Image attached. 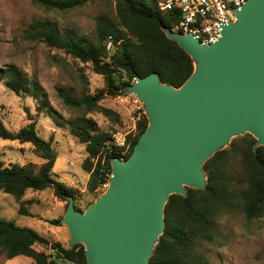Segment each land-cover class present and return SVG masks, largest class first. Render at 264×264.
Returning <instances> with one entry per match:
<instances>
[{
  "label": "trees",
  "instance_id": "trees-1",
  "mask_svg": "<svg viewBox=\"0 0 264 264\" xmlns=\"http://www.w3.org/2000/svg\"><path fill=\"white\" fill-rule=\"evenodd\" d=\"M93 0H32L44 11H66L80 8ZM112 10L95 17V35H79L73 30L61 31L50 20H33L24 30L25 38L42 42L49 48L63 51L75 60L90 66L102 76L104 86L94 95L73 96L60 92L65 106L83 111L73 119H64L48 105L46 94L35 82L29 81L15 66L0 69V83L16 96L26 94L38 102V109L46 108L49 118L61 129L68 128L71 136L85 146L87 153L82 169L87 172L86 189L95 193L107 184L111 173V159H128L139 136L145 131L148 120L140 112L134 134L127 136V145L118 148L110 144L112 134L99 129L87 117L92 112L101 113L113 124H120L119 115L99 103L125 93V88L137 78L156 73L161 83L179 88L193 73L190 56L169 40L163 28L173 27L174 17L158 9L157 0H110ZM113 40V50H106L108 37ZM0 139L28 143L40 165L28 162L22 166H3L0 162V191L12 196L18 203V215L34 217L24 205L28 190L51 189L55 198L68 203L73 198L75 208L78 191L53 178L57 152L52 140L41 138L34 120L17 132L9 131L0 121ZM255 138L250 134L233 139L227 149L215 152L204 164L207 182L203 189H186V196L170 195L164 206V231L155 245L149 264H209L197 252L202 243H212L218 235L216 219L223 213L239 208L246 220L264 216V146L253 148ZM236 161L238 169L232 166ZM60 224V219L52 221ZM41 245L52 254L37 251ZM0 253L7 260L25 256L34 264H59L55 258L72 264H86L84 246L76 244L65 248L59 241L51 242L35 230L17 226L0 219Z\"/></svg>",
  "mask_w": 264,
  "mask_h": 264
},
{
  "label": "water",
  "instance_id": "water-1",
  "mask_svg": "<svg viewBox=\"0 0 264 264\" xmlns=\"http://www.w3.org/2000/svg\"><path fill=\"white\" fill-rule=\"evenodd\" d=\"M234 15L208 45L163 28L194 64L181 87L156 73L126 86L148 125L128 159H111L106 191L84 212L69 197L60 219L70 247L84 246L86 264H149L169 196L203 189V164L234 136L264 146V0H248Z\"/></svg>",
  "mask_w": 264,
  "mask_h": 264
},
{
  "label": "rangeland",
  "instance_id": "rangeland-1",
  "mask_svg": "<svg viewBox=\"0 0 264 264\" xmlns=\"http://www.w3.org/2000/svg\"><path fill=\"white\" fill-rule=\"evenodd\" d=\"M111 10L110 0H93L83 7L66 11H44L33 5L32 0H0V69L17 67L29 81H35L42 88L51 109L61 114L64 119L75 118L83 111L65 106L60 92L76 97L83 94L94 95L104 86L102 76L94 74L89 65L75 60L61 50L49 48L42 42L28 40L23 32L33 20L39 19L50 20L62 32L69 29L79 35L93 37L95 17ZM99 104L113 110L120 117V124H113L101 113L87 114L100 130L108 131L112 135L115 132L135 133L140 112L144 113L142 103L123 105L114 97L106 98ZM37 107L38 102L30 96H16L3 82L0 83L1 123L9 131L17 132L30 120L35 121L38 135L45 140L51 139L57 152L53 178L77 188V210L84 212L106 191L108 183L95 193L87 191L88 174L82 169V163L87 156L85 146L70 135L68 128H58L49 118L46 108ZM238 137L241 136H234L222 148L227 149L230 142ZM0 162L7 167L22 166L28 162L37 166L42 163L34 155L30 144L2 139ZM232 166L238 169L236 161L232 162ZM24 201L34 217L18 215L19 203L12 196L0 191V219L14 222L17 226L29 227L49 241H59L65 248H70L67 228L61 224H52V221L63 217L66 202L55 198L51 189L28 190ZM216 230L218 235L212 243L197 246V252L203 254L209 264H264V216L256 220H246L239 208H233L216 219ZM34 248L52 254L51 250L41 245H35ZM57 261H60L59 264H72L63 261V258ZM0 264L34 262L25 256L7 260L0 253Z\"/></svg>",
  "mask_w": 264,
  "mask_h": 264
},
{
  "label": "built area",
  "instance_id": "built-area-1",
  "mask_svg": "<svg viewBox=\"0 0 264 264\" xmlns=\"http://www.w3.org/2000/svg\"><path fill=\"white\" fill-rule=\"evenodd\" d=\"M248 0H157L158 9L173 15L175 22L169 28L173 32L191 34L203 44L215 42L223 24L235 19L234 11ZM113 40H106V50H113ZM123 105L139 104L138 99L125 92L116 96ZM132 133L115 132L111 145L124 148L127 136Z\"/></svg>",
  "mask_w": 264,
  "mask_h": 264
},
{
  "label": "crops",
  "instance_id": "crops-1",
  "mask_svg": "<svg viewBox=\"0 0 264 264\" xmlns=\"http://www.w3.org/2000/svg\"><path fill=\"white\" fill-rule=\"evenodd\" d=\"M42 161V160H41ZM72 187V186H71ZM75 188V187H74ZM77 189V188H76ZM63 206V205H62ZM65 210H66V208H65ZM62 225V224H61ZM63 226H65V225H63ZM66 227V226H65ZM67 228V227H66ZM68 230V229H67ZM68 234H69V232H68Z\"/></svg>",
  "mask_w": 264,
  "mask_h": 264
}]
</instances>
